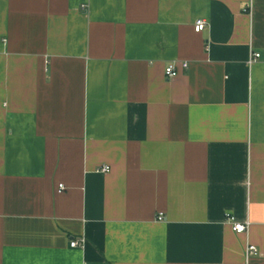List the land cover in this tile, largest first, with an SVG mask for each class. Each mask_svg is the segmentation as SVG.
I'll return each instance as SVG.
<instances>
[{
    "label": "crops",
    "instance_id": "crops-1",
    "mask_svg": "<svg viewBox=\"0 0 264 264\" xmlns=\"http://www.w3.org/2000/svg\"><path fill=\"white\" fill-rule=\"evenodd\" d=\"M0 264H264V0H0Z\"/></svg>",
    "mask_w": 264,
    "mask_h": 264
},
{
    "label": "built area",
    "instance_id": "built-area-1",
    "mask_svg": "<svg viewBox=\"0 0 264 264\" xmlns=\"http://www.w3.org/2000/svg\"><path fill=\"white\" fill-rule=\"evenodd\" d=\"M206 26V22L202 19H199L195 22L194 24V31L196 33L201 32ZM260 57L259 54H252L249 58L248 63L252 64L254 61H256L258 58ZM178 66H180L183 69L188 68V64L187 63H177L176 61H173L172 63H170L166 68H165V76L167 79H172L175 78L178 75ZM102 172H107L109 170L108 167H102L100 169ZM59 188H63L62 185ZM158 220H161V217L158 218ZM226 222L229 223L232 226V230L234 233L236 234H243L247 232L248 223H241L235 220L234 217L230 216V215H226ZM83 244V240L78 242V241H72L70 242L69 246L71 248H78V247H82ZM257 255V249L252 246V245H247L246 249H245V257L249 258L251 256H255Z\"/></svg>",
    "mask_w": 264,
    "mask_h": 264
}]
</instances>
